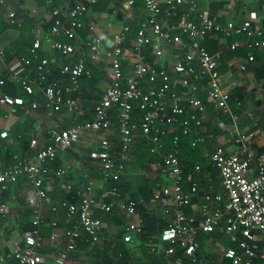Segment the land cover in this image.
<instances>
[{
    "label": "built area",
    "instance_id": "obj_1",
    "mask_svg": "<svg viewBox=\"0 0 264 264\" xmlns=\"http://www.w3.org/2000/svg\"><path fill=\"white\" fill-rule=\"evenodd\" d=\"M11 1L0 0V8ZM44 2L52 25L47 31L39 27L35 29L33 43L26 49V54L7 61L5 50L0 46V87L9 82L20 93L14 97L0 92V124L16 116L19 109L28 105L27 99L36 95L42 98L47 117L62 112L76 113L80 105L79 80L84 76L90 78L86 59L77 55L74 45L58 39L61 36L71 41L77 39L78 31L83 28L87 6L77 4L62 11L55 6V0ZM135 3L136 0H123L124 12H130ZM197 3V0H168L165 20L161 21L163 13L159 1L142 0L147 18L135 34L132 70L125 76L117 60L123 55V45L131 31L130 26L124 24L114 36L113 56L116 59L111 63L112 80L95 107L93 119L53 131L48 144L39 146L36 139L32 140L30 149L35 152L32 160L28 155L21 156L13 151L8 154L10 166H5L0 160V193L16 186L21 180L30 188L27 206L31 224V229L21 236V247L1 255L0 264H46L49 259L53 264H80L75 257L80 254L79 246L82 243L89 249L104 250L108 245L113 249L114 237L121 231V243L125 246L132 244L134 237L144 234L143 225L136 217V203L129 197H115L108 202L107 194H103L97 201L93 196L95 182L87 174L82 176L80 182L71 183L68 170L53 171L47 165L56 160L60 153L78 144L84 135L108 130L112 115L118 122L117 144L102 138L89 158L99 163L103 183L117 182L129 162L131 148L139 137L146 140L151 152L159 158L155 168L165 179L153 200L162 207L165 227L160 230L158 241L165 246L162 253L166 264H193L194 261L190 262V259L199 249L198 233L212 234L216 229L228 237L233 245L222 250V259L231 264H253L255 259L264 261V249L260 245L264 242V152L254 154L251 149L257 138L264 142V132H241L237 128V117L230 107V93L220 82V54H211L203 46L210 34L241 37L244 39L247 63L252 65L256 63V52L264 49V30L256 28L250 21L222 24L206 14L192 20L190 17L197 14ZM182 7H186V14L181 16L174 29L186 38L189 51L169 67H156L146 62L141 54L143 48H148L152 55L161 59L164 46L179 43V39L170 34L168 21L175 18ZM6 18L9 27L21 26L14 11H9ZM148 30L152 36H148ZM2 35L0 28V38ZM43 38L55 39L53 50L68 60L61 68L64 77L61 83H46L49 68L56 64L54 57L40 60L34 77L28 74L32 58H36L41 49ZM239 45L234 44L231 50L238 49ZM101 46L100 37L87 44V59L92 63L99 60ZM240 69L245 70L244 67ZM143 85H147L146 89ZM199 94L220 113L221 119L228 121L232 143L236 148L227 151L216 146L205 154V158L218 171V184L205 185L195 181L185 188L179 161V138L175 137L172 147L165 150L161 138L166 136L167 131L161 127L177 126L184 136L194 135L193 147L202 144L203 139L197 135L207 117ZM30 107L35 110L38 104L31 102ZM136 110L139 112L138 121L134 118ZM3 143L17 148L16 140L7 130L0 128V146ZM194 170L196 174L201 173L199 163ZM52 175L65 182L60 187L64 197L55 203L48 202V192L44 188V180ZM68 195H74L76 201L67 200L65 196ZM195 204L198 205L196 213L186 215L184 209L194 210ZM96 209L104 214H118L124 218L125 225L121 230L117 228L106 232L102 220L96 215ZM18 217V213L0 199V219L16 220ZM42 225L50 230L51 253L42 252ZM4 242V235L0 231V248ZM177 248L182 250V254L174 257ZM152 252H155L153 246ZM119 258L120 255H117L114 260L118 262Z\"/></svg>",
    "mask_w": 264,
    "mask_h": 264
},
{
    "label": "crops",
    "instance_id": "obj_2",
    "mask_svg": "<svg viewBox=\"0 0 264 264\" xmlns=\"http://www.w3.org/2000/svg\"><path fill=\"white\" fill-rule=\"evenodd\" d=\"M158 1L163 13L160 20L164 21L168 0ZM122 2L123 0H55V6L62 11H66L77 4L86 5L88 8L87 14L83 19V28L78 31L77 39L75 41H65L74 45L77 55L83 56L86 59V67L91 75L90 78L87 77L88 83L84 82V80H79L80 105L76 113L69 114L62 112L52 117H47L43 107V100L39 95H36L30 100L27 99L28 105L19 109L16 116L8 122H2L0 128L7 130L11 134V137L16 140L17 149L20 148L19 139L22 133L24 135L30 134L31 141L36 139L39 142L38 145L42 146L43 144L49 143L50 135L53 131H59L77 123L93 119L95 107L102 93L110 85L112 80L111 63L116 59L113 56L114 36L121 31V27L124 24H128L131 31L127 35L123 45V55L117 58V60L121 63L125 76L131 72L135 60L133 52L135 34L139 25L147 18V13L143 8L142 0H136L133 9L127 13L122 8ZM197 2V14L190 17L192 20L197 19L198 15L206 14L210 19L222 24L227 22L241 23L243 21H250L256 28L264 30V0H197ZM9 11L16 13V17L21 24L19 28L9 27L7 25L6 16ZM184 14H186V7L179 9L177 16L168 21L171 27L170 34L178 38L179 43H176L174 46H164V53L161 59H157L152 55L148 48H143L141 54L146 62L156 67H169L179 57L189 51L186 38L181 37L174 29ZM51 25L52 19L49 16V10L46 8L44 0H12L9 4L0 8V28L1 26H5L2 30L3 35L0 38V46L5 52H9V50L14 52L16 46L19 47L22 45V27L30 29L26 37L30 36L33 40L37 27L47 31ZM147 34L148 36H152L150 30H148ZM61 37L64 38V36ZM95 37L101 38L102 54L97 62L92 63L87 59V44ZM240 38L210 34L204 40L203 46L211 54H220L218 67L220 82L222 87L230 93V107L237 117V128L241 132L253 131L246 124L248 123L246 121L248 115L252 123L254 122L253 126H256V123L260 126V129L256 131L264 132V49L256 52L255 64H248L246 60L247 55L243 49L244 39ZM54 40L43 38L41 49L38 51L37 57L34 58L36 64L45 57H54L56 59V64L48 70V84L64 81V77L61 75V68L68 62L58 52L53 50ZM236 43H239L240 47L236 50H231V46ZM241 67H244L245 70L242 71L240 69ZM28 74L31 77L35 76V72L33 71H29ZM31 102L38 104V108L35 110L31 109ZM203 103L207 120L197 135L199 139H203V143L200 144L202 154L205 156V154L211 152L216 146H221L227 151L235 150L236 146L232 143V136L228 129V121L221 119L220 113L207 102L206 98ZM138 120L139 116L136 121ZM117 124L115 115H112L111 126L108 130L84 135L78 144L66 152L60 153L55 161L48 163V167L53 171L58 169L68 170L69 181L71 183L80 182L82 176L87 174L95 182L94 198L99 201V198L103 194H107L106 200L109 202L115 198V191H107V183H103L101 180L99 163L92 161L89 158V154L97 148L102 138H108L112 143L117 144ZM251 149L254 154L264 152L263 140L257 138L253 142ZM144 153L145 150L140 141H137L131 148L129 162L121 177L125 180L124 193L118 197H129L139 206V209L136 210V217L143 225L144 234L140 237H134L132 244L124 245L128 255L126 256V261L123 263L120 260L121 255L118 262L114 260L117 254L112 248L108 253L110 262H105L104 259L98 261L92 260L91 256L86 257L88 253L91 254V249H86V251L80 250V254L75 257L78 263L81 264L84 260H92L93 262L89 264H166L165 256L162 253L165 246L159 244L157 234L150 235L145 231V224L143 223V217L151 216L157 218V227H160V225L164 226L162 207L153 198L159 193L160 186L165 183V179L155 168L157 161L154 163H138L139 156H142ZM25 155H28L32 160L35 152L30 149ZM3 162L5 166H10L11 164L9 159ZM131 166L144 168L145 174L143 177L140 176L141 178L138 177L139 181L134 180L135 178L132 172L137 174H140V172L133 171ZM197 175H200L202 178L200 179L199 177L197 181L205 185H216L219 182V175L217 182H215L211 173L204 172L202 169L201 173ZM63 183L65 182L58 180L53 175L44 180V188L48 192V202L55 203L64 197L60 189ZM29 193L30 188L25 186L23 180H21L16 186L9 188L6 192L0 193V199L12 211L19 212L23 216L26 214L24 212H27L30 216L27 206V196ZM197 206L195 204L194 210L189 208L184 209V213L186 215L195 214V208ZM95 211L96 215L102 220L106 232L117 228L121 230L125 225V220L124 224H120L116 220L120 217L118 214H104L97 209ZM29 216L28 219L21 217V221L19 220L20 216L17 218L18 220L0 219V231L3 233L5 239L3 247L0 248V256L14 252L21 247L20 239L23 232L28 231L27 228L30 223ZM198 234H201L199 235L201 241H197L199 243V258L202 264H221L223 260L222 250L232 247L229 238L225 235L211 236L203 233ZM260 245L264 249V242H261ZM152 246L155 248V252H152ZM198 252L196 251L195 256H197ZM216 260H218V263H216ZM46 264H53V261L49 259ZM259 264H264V262H259Z\"/></svg>",
    "mask_w": 264,
    "mask_h": 264
},
{
    "label": "trees",
    "instance_id": "obj_3",
    "mask_svg": "<svg viewBox=\"0 0 264 264\" xmlns=\"http://www.w3.org/2000/svg\"><path fill=\"white\" fill-rule=\"evenodd\" d=\"M4 28H5V26H1L2 30ZM29 32H30L29 28H27V27H22L21 28L22 45L19 46V47L16 46L15 49H14L15 50L14 52H12L11 50H9V52H7V51L5 52V57H6L7 61L12 59L15 56H21V55L26 54V49L32 45V41H33L30 36L26 37V35ZM61 38H58V39L61 40V41H64V42H66L65 40H68L66 37H64L65 39L63 37H61ZM232 38H239V37L233 36ZM37 55H38V52H37ZM37 55H36V57H37ZM39 62H37V64ZM37 64H36V61L34 60V58H32V64H31V68H30L29 71L35 72ZM56 79H58V78H56ZM81 80H84V82L88 83V81H87L88 79L85 76L82 77L80 79V81ZM48 82H49V74H47L46 83H48ZM143 87L146 89L147 85L146 86L143 85ZM0 92L4 93V94H7V95H10V96H14V97L20 95L19 91L15 88V86L12 85L9 82H6V84L3 87H0ZM23 97H25V96L23 95ZM199 97L201 98V100L203 102L205 101V98H204V96L202 94H199ZM230 102H231V99H230ZM0 115L2 116V112L1 111H0ZM138 115H139V112H138V110H136L134 112L135 120H137ZM247 118L248 119H246V121L248 123H246V124L249 125V129H251L253 131H256L257 129H260V126L257 125V123H256V126H253L254 122L252 123V121L250 120V117L248 115H247ZM161 128L167 131L166 136L161 138L162 142L164 143V149L165 150H169L172 147L171 145H172L173 140H174L175 137L179 138V142H178L179 161H180V164H181L182 169H183V178L185 180V188H187L194 181L199 180L200 175H197L195 173V170H194V167H195L196 163L200 164L201 169L204 172L211 173L214 181L217 182V177H218L217 169L202 154V150L200 148V145H198L196 147L192 146V143L194 142V135L184 136L179 131L177 126H173V127L162 126ZM10 136H11V134H10ZM139 141H140L142 147L144 148L145 153L142 156H139L138 163H143V162L144 163H146V162H151V163L153 162L154 163L156 161H159V158L157 156H155L151 152V147H149V145L146 142V140L143 137H139L138 138V142ZM30 143H31L30 134L24 135V133L20 134V139H19L20 148H18V149L13 147V146L9 147L5 143H3L0 146V160L2 162L5 161V160H8L9 159L8 154L10 152H12V151L16 152V153L18 152L21 156L25 155L26 152L30 151ZM200 179H202V178L200 177ZM124 186H125V180H124V178H120L117 182H108L106 184V189H107V191L115 190V197L117 198V197L123 195V193H124L123 189L125 188ZM65 198L67 200H69V201H74V202L76 201V198H75L74 195H68V196H65ZM138 207L139 206L136 205V210L139 209ZM24 213H26L24 215V217L26 219H28L29 213H27V212H24ZM116 220L120 224H124V218H122V217L120 218L119 217V219H116ZM143 223L145 224V226H144L145 231H147V233L150 234V235H152V234L159 235V233H160L159 230H162L165 227V224H163L164 226L160 225V227L159 226L157 227V223H158L157 218H154V217H151V216L143 217ZM30 229H31V224L29 223V227L27 228V230H30ZM41 232H42V236H43V239H44L42 252H45V253L52 252L53 249L51 248V244L49 242V234H50L49 228L46 227L45 225H42L41 226ZM122 232L123 231H121V233ZM219 232H220L219 229H216L214 233L208 234V235H211V236L212 235H216V236L223 235V233H221V232L219 233ZM121 233H119L117 236L114 237V241L115 242L112 243V244L114 246L113 247L114 252L117 255H121L120 260L123 263L124 261H126V256L128 254H127L125 246L121 243ZM199 235H201V234H198L197 240L201 241V237ZM111 248L112 247H110V245H108L103 251H99L98 249H91V254L88 253L86 257L91 256L92 260L98 261V260H101V259L103 260L104 259L105 262H110L109 259H108V253H109V250ZM79 249L82 250V251H86V249L88 250L89 248H88V246L86 244L82 243V244H80ZM198 250H197V252H198ZM181 254H182V250L177 248L174 257L181 256ZM199 257H200V253L198 252L197 256H194V258L190 259V262H192V260H193L194 261L193 264H202V262H201ZM92 260H89V261L84 260V261H82L81 264H84L85 262H87L89 264V263L93 262ZM259 262L262 263L264 261H260L259 259L253 260V264H259ZM221 264H231V262L226 260V259H223Z\"/></svg>",
    "mask_w": 264,
    "mask_h": 264
},
{
    "label": "rangeland",
    "instance_id": "obj_4",
    "mask_svg": "<svg viewBox=\"0 0 264 264\" xmlns=\"http://www.w3.org/2000/svg\"><path fill=\"white\" fill-rule=\"evenodd\" d=\"M131 168H132L133 171L140 172V174H137V173H133V172H132L133 177L135 178L134 180H135V181H139L138 177H140V176L143 177L144 174H145V170H144V168H143V167L139 168V167H137V166H136V167L131 166ZM138 170H139V171H138ZM141 172H143V173H141ZM141 177H140V178H141ZM13 211H14V210H13ZM17 213H18V215L20 216V219H19V220L21 221V217L23 218L24 216L21 215V213H19V212H17ZM18 218H19V217H18ZM17 220H18V219H17ZM20 221H19V222H20ZM217 261H218V260H216V263H218Z\"/></svg>",
    "mask_w": 264,
    "mask_h": 264
}]
</instances>
